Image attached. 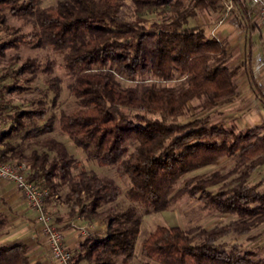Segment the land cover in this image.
Instances as JSON below:
<instances>
[{
	"label": "trees",
	"instance_id": "1",
	"mask_svg": "<svg viewBox=\"0 0 264 264\" xmlns=\"http://www.w3.org/2000/svg\"><path fill=\"white\" fill-rule=\"evenodd\" d=\"M219 1L190 0L187 5L185 0H59L43 7L42 0H0V24L13 33L0 44V53L21 44L61 53L64 67L75 73L70 91L80 106L60 114L59 128L89 158L115 165L119 175L129 177L126 195L132 202L145 211H161L187 195L204 209L230 216L210 227L157 225L141 242L156 264H264V255L256 249L223 239L229 234L255 239L258 234H250L251 229L264 223V190L259 189L264 179L248 183L252 171L264 165V132L259 126L236 131L211 123L209 115L180 120L189 100L199 99L203 108H212L236 90L239 67L227 65L225 45L199 26L187 25L197 8L214 7ZM5 9L31 17L34 29L26 33L9 26ZM149 13L165 15L149 19ZM37 64V58L30 57L18 69L8 63L0 68V79L32 72ZM118 75L130 81L151 76L182 82L178 87L154 82L122 86ZM58 80L48 79L55 92ZM5 90L2 84L0 97ZM44 114L43 107L17 110L9 117L16 126H25L23 116ZM51 130L52 125L45 124L26 134L38 137ZM6 136L0 133V160L26 161L29 177L50 193L66 185V216L78 214L106 224L104 234L80 242L72 263L114 264L122 256L126 264L134 254L140 216L134 206L122 212L102 208L121 194L115 180L86 168L73 175L74 158L54 137L37 139L42 151L25 153L4 141ZM224 157L235 159L228 169L188 176ZM0 264H31L26 244L0 245Z\"/></svg>",
	"mask_w": 264,
	"mask_h": 264
},
{
	"label": "rangeland",
	"instance_id": "2",
	"mask_svg": "<svg viewBox=\"0 0 264 264\" xmlns=\"http://www.w3.org/2000/svg\"><path fill=\"white\" fill-rule=\"evenodd\" d=\"M58 1L59 0H42L41 5L43 7H48L55 5ZM125 1L127 3L131 2V0ZM185 2L187 5H190V0H185ZM214 7H207L205 9L210 11V9ZM203 9L204 8H197L195 15L188 18L187 25H196L198 16L201 14ZM5 11L7 15V23L12 28H17L19 32L26 33L34 29L35 26L31 17H17L12 15L8 10L5 9ZM231 11L235 12L234 9ZM164 15L165 14L149 13L147 17L149 19L160 20L164 18ZM238 21L239 26L242 28L256 27V24L247 25L242 17ZM11 35H13L12 31L7 30L5 25L1 24L0 44L10 38ZM28 57L37 58L38 61L37 66H35L32 72L26 70L16 74L15 76L9 74L0 79V87L4 84L7 90H5L4 95L0 97V133H5V135H7L4 138V141H9L15 147L21 148L25 153H29L32 148L42 151V147L35 141L46 136L54 137L62 141L66 145L69 153L73 156L74 162L71 165V173L73 175L81 168H86L93 169L98 174L110 176L115 180L121 189V194L113 202L104 204L102 208L110 207L114 212H122L129 206H134L140 216V230L134 243V254L126 264L157 263L155 260L148 257L141 248L142 240L157 225H179L183 228H188L194 225L210 227L220 220L228 221L230 218L229 215H221L214 210L204 209L196 197H189L187 195L181 196L172 206L161 211H145L141 205L132 202L126 195V190L130 186L129 177L127 175H119L115 169V165H101L95 159L89 158L85 154L83 148L77 146L68 134L59 128L58 121L60 114L62 112L72 111L80 106L78 98L70 91V84L74 80L75 73L64 67L61 53L51 49L50 47H33L29 44H21L17 47L6 48L2 53H0V68L4 65H8V63L14 62L15 65L13 67L18 69L24 59ZM45 67H47V71L44 69ZM53 77H57L59 79L57 81V85L59 87L57 92L48 87V79ZM145 77H147V79H142L140 77L137 81H130L123 76H116L122 86H134L138 82H154L156 85L178 87L182 82V78L161 81L151 76ZM223 100L212 108H203L200 105L199 99L189 100L187 109L180 117V120L187 121L194 117L209 115L211 123L222 124L225 127H232L236 131L243 130L245 128V122H242L240 115H231V113H233L231 108L224 105ZM43 107L45 109V114L42 118H29L27 116H23L21 118V121H24L25 126H16L17 123L9 117L11 113L17 110H34ZM45 124L52 125V130L50 132L43 133L38 137L28 136L26 134L34 126H42ZM259 128L261 132H264V122L259 124ZM3 145L4 144L0 143L1 148ZM53 154L54 153L52 152L50 156ZM11 161L21 162L24 160L12 159ZM234 161V158L224 157L215 164L191 171L188 173V176L204 173L216 168L226 170L233 165ZM27 170L29 171V168H27ZM260 179H264V165L257 166L256 169L252 171L248 179V183L253 184ZM212 189H217V186H214ZM259 189L264 190V182H262L259 186ZM66 190V185H60L54 193L49 192V197H55L58 205L62 206V203H64V206L62 207L66 209L64 212L65 215L68 210V205L65 202ZM49 197H47L46 201ZM74 216L79 215L75 214ZM87 232L89 233L91 230L89 229ZM250 234H258V236L255 239H249L247 234H229L223 239L227 241L241 242L243 247L254 248L260 255H264V223L253 227ZM114 264H124L122 262V256L116 257Z\"/></svg>",
	"mask_w": 264,
	"mask_h": 264
},
{
	"label": "crops",
	"instance_id": "3",
	"mask_svg": "<svg viewBox=\"0 0 264 264\" xmlns=\"http://www.w3.org/2000/svg\"><path fill=\"white\" fill-rule=\"evenodd\" d=\"M241 17L247 25L256 24V27H240L238 20ZM257 19L256 7L248 0H220L210 11L204 8L196 24L207 36H214L225 45L228 52L227 65L239 67L235 77V93L224 99L223 104L231 108V115L241 116L242 122H245L244 129L264 122V41ZM47 205L56 224L63 230L66 245L73 252L85 237L105 233L106 224L103 221H87L81 216H66V209L62 207L64 203L62 206L58 205L55 197H49ZM0 219V245L23 242L27 246L31 264H57L50 257L40 236L34 211L25 202L15 184L1 178ZM89 229L91 232L88 233Z\"/></svg>",
	"mask_w": 264,
	"mask_h": 264
},
{
	"label": "built area",
	"instance_id": "4",
	"mask_svg": "<svg viewBox=\"0 0 264 264\" xmlns=\"http://www.w3.org/2000/svg\"><path fill=\"white\" fill-rule=\"evenodd\" d=\"M256 7L257 24L262 29V41H264V0H248ZM228 9V6H226ZM264 59V54H262ZM26 162L0 160V178L12 181L20 191L23 199L35 213L39 233L42 237L50 257L57 264H73V250L64 241L63 230L56 224L53 213L46 204L50 196L48 188L40 185L37 179L29 177Z\"/></svg>",
	"mask_w": 264,
	"mask_h": 264
}]
</instances>
